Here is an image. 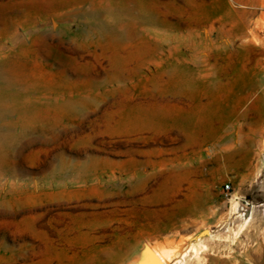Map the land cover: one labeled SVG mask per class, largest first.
I'll use <instances>...</instances> for the list:
<instances>
[{
    "label": "rangeland",
    "instance_id": "rangeland-1",
    "mask_svg": "<svg viewBox=\"0 0 264 264\" xmlns=\"http://www.w3.org/2000/svg\"><path fill=\"white\" fill-rule=\"evenodd\" d=\"M0 70V264H264V0H0Z\"/></svg>",
    "mask_w": 264,
    "mask_h": 264
},
{
    "label": "bare ground",
    "instance_id": "bare-ground-1",
    "mask_svg": "<svg viewBox=\"0 0 264 264\" xmlns=\"http://www.w3.org/2000/svg\"><path fill=\"white\" fill-rule=\"evenodd\" d=\"M257 41V38H255ZM194 51V50H193ZM200 56V55H198ZM194 61V60H193ZM190 63V84L195 85L198 83H203L205 85H211L213 81L210 79V75L207 73H203L199 68L198 65L195 62ZM199 61V60H198ZM202 62V61H201ZM199 63V62H198ZM4 65V64H3ZM4 68V67H3ZM207 69V68H206ZM209 77V78H207ZM213 77V76H212ZM0 78H8L7 75L4 73V71L0 70ZM207 78V79H206ZM213 79V78H212ZM1 86V85H0ZM12 87V86H11ZM13 89V87H12ZM28 89V88H27ZM6 90V89H5ZM11 90V89H10ZM17 91V90H16ZM10 92V91H9ZM8 94V93H7ZM11 94V93H10ZM14 94V93H13ZM13 96V95H12ZM16 96V95H15ZM14 97V96H13ZM15 98V97H14ZM13 98V99H14ZM11 99V98H10ZM12 99V100H13ZM6 100V99H5ZM9 100V99H8ZM2 102V100H1ZM11 102V101H10ZM19 102V101H17ZM22 102V101H21ZM11 104V103H9ZM11 106V105H10ZM262 106V105H261ZM13 107V106H12ZM259 107V106H258ZM257 107V108H258ZM9 108V106H8ZM25 108V107H23ZM228 108V107H227ZM226 109V108H225ZM211 110V109H210ZM259 110V109H258ZM261 110V109H260ZM214 111V110H213ZM225 111V110H224ZM262 112H259L264 114V104L262 108ZM232 112V111H231ZM230 111H227L225 114L224 120L221 122V126L219 129L222 130V135H221V143H222V149L224 150L225 154L227 155V158L235 157L237 154L241 152L240 149H242L243 146V139L242 136L240 135V139L236 136L237 131L239 130L238 128L240 127L239 121L241 119H244L246 117V113H242L239 115L238 119L233 117L234 115ZM261 114V115H262ZM12 119V118H11ZM7 120V119H6ZM12 121V120H11ZM216 123V121H215ZM264 123V118L262 119V124ZM241 124V123H240ZM264 125V124H263ZM21 126V125H20ZM32 126V125H31ZM198 127V126H197ZM218 127V126H217ZM16 129V128H15ZM19 130V129H17ZM241 130V127H240ZM220 132V131H219ZM220 135V134H219ZM16 136V135H15ZM27 138V137H26ZM220 138V137H219ZM19 139V137H17ZM20 140V139H19ZM238 143L240 144V147H237ZM14 148V147H13ZM12 148V149H13ZM242 159L238 160L241 161ZM10 161V160H9ZM5 164V163H4ZM3 166V165H2ZM1 167V166H0ZM236 168V167H234ZM4 171V170H3ZM7 171V170H6ZM132 182V180H131ZM236 205V204H235ZM236 207V206H235ZM191 249H195L194 245L191 246ZM196 250V249H195ZM188 251V250H187ZM187 255V252H180L178 254L177 251L174 249H165L162 250L159 253H150L145 260L143 264H184L185 262V257Z\"/></svg>",
    "mask_w": 264,
    "mask_h": 264
},
{
    "label": "built area",
    "instance_id": "built-area-1",
    "mask_svg": "<svg viewBox=\"0 0 264 264\" xmlns=\"http://www.w3.org/2000/svg\"><path fill=\"white\" fill-rule=\"evenodd\" d=\"M225 188L228 190L230 188V184L229 183H226L225 184Z\"/></svg>",
    "mask_w": 264,
    "mask_h": 264
}]
</instances>
